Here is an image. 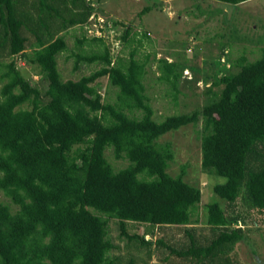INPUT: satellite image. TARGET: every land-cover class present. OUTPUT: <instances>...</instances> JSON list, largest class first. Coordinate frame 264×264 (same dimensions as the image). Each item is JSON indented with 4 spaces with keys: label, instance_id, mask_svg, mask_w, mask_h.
<instances>
[{
    "label": "trees",
    "instance_id": "trees-1",
    "mask_svg": "<svg viewBox=\"0 0 264 264\" xmlns=\"http://www.w3.org/2000/svg\"><path fill=\"white\" fill-rule=\"evenodd\" d=\"M98 7L93 0H0V191L17 207L0 201V264H115L110 218L122 236L141 245L153 241L130 234L127 223L146 224L145 234L197 223L203 193L183 170L169 173L173 151L159 138L199 121L201 169L218 197L203 206L209 235L201 241L185 228L188 240L180 246L163 238L155 243L189 264H242L236 248L249 239L250 209L264 214V47L256 60L241 55L227 66L221 60L227 46L220 44L222 66L205 73L203 104L156 120L144 83L146 61L133 52L127 61L113 60L103 36L83 34L78 45L94 47L72 53L75 68L80 61L100 67L62 78L58 55L68 47L59 33L87 26ZM18 59L46 80L44 92L31 83V70L16 66ZM156 62L158 79L176 99L185 65ZM105 75L118 88V102L102 100L95 82ZM107 147L128 164L114 169Z\"/></svg>",
    "mask_w": 264,
    "mask_h": 264
},
{
    "label": "rangeland",
    "instance_id": "rangeland-1",
    "mask_svg": "<svg viewBox=\"0 0 264 264\" xmlns=\"http://www.w3.org/2000/svg\"><path fill=\"white\" fill-rule=\"evenodd\" d=\"M97 8V17L91 15L88 25H73L61 31L67 43V50L58 55V67L63 79H78L100 67V63L80 61L75 68V56L82 52L90 53L92 47L81 48L77 38L83 34L103 36L112 53L113 60L118 56L127 61L133 52L134 57L146 61L147 72L144 77L146 94L154 109L153 117L163 119L166 115L188 113L200 107L204 102L203 90L207 85L203 77L211 69L222 66L219 61L220 44H225L228 53L221 57L224 63H231L244 55L247 60L254 61L262 54L264 47V0H246L232 5L216 0H93ZM151 7L142 12L145 7ZM91 22V23H90ZM105 23L107 24L106 27ZM130 27L129 41L123 42L121 35L126 27ZM89 29L86 30V29ZM93 32V33H92ZM31 50H28L30 52ZM154 55L156 59H154ZM157 58L180 62L185 65L178 84V95L174 99L168 84L158 79ZM223 58V59H222ZM6 62L10 57L3 58ZM217 65V66H216ZM18 68H28L31 83L38 85L44 92L46 80L32 70L24 59H18ZM231 66V65H230ZM233 69H238L232 65ZM223 68L220 67V70ZM197 78V79H196ZM98 90L105 102H118V88L112 85L107 75L97 79ZM2 83L0 81V87ZM130 113V112H129ZM139 114V111H134ZM201 121L188 124L177 130L163 134L160 142H169L173 151V159L169 161L167 170L172 175L184 171L183 178L198 186L203 198L198 204V218L193 225L155 227L153 233L145 234L148 226L143 223L129 222L130 234H144L145 240H152L151 245H141L136 240H128L120 234L118 221L108 220L109 238L115 247L109 252L115 264H127L130 259L134 264H189L186 259L171 255L165 246H156V238H163L170 244L180 246L187 241L185 228H192L196 237L203 241L209 235L206 225V209L204 204L218 199L213 192V182L201 169L200 148ZM109 148V147H107ZM106 157L114 169L125 167L126 159H117L111 148L106 150ZM0 201L7 202L15 210L2 191ZM241 207V206H240ZM243 210L245 206L241 207ZM264 214L250 209L247 229L248 241L241 242L236 248L242 264H264ZM239 225V224H238Z\"/></svg>",
    "mask_w": 264,
    "mask_h": 264
},
{
    "label": "built area",
    "instance_id": "built-area-1",
    "mask_svg": "<svg viewBox=\"0 0 264 264\" xmlns=\"http://www.w3.org/2000/svg\"><path fill=\"white\" fill-rule=\"evenodd\" d=\"M94 17V16H93ZM88 31H89V29H88ZM93 33V32H92Z\"/></svg>",
    "mask_w": 264,
    "mask_h": 264
}]
</instances>
